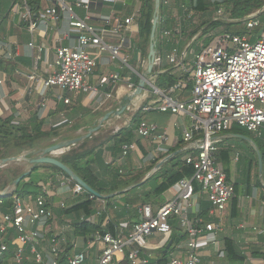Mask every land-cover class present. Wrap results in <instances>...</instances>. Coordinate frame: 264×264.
<instances>
[{
	"label": "built area",
	"instance_id": "1",
	"mask_svg": "<svg viewBox=\"0 0 264 264\" xmlns=\"http://www.w3.org/2000/svg\"><path fill=\"white\" fill-rule=\"evenodd\" d=\"M19 1L22 20L31 37L40 24L57 23L64 13L70 16L69 27L77 34L73 45H63L61 38L56 40L55 69L49 75L39 74L37 63L22 73L29 84V92L37 86L41 92L55 88L58 100L68 103L69 99L64 98L63 93L76 91L89 96L96 108L134 94L137 86L134 77L139 79V68L144 66V59L140 52V64L135 68L128 62L129 54L122 53V49L137 50L133 36L138 32L140 2L128 16L92 22L88 16L77 18L73 13V5L88 10L90 0H78L74 4L68 0H43L44 5L39 6L35 14L30 9L29 0ZM211 1L220 2L212 21H236L227 16L222 0ZM182 8L174 27L160 30L164 37L179 39L182 19L193 13L186 6ZM263 10L258 9L239 19L248 32H224L214 43L194 53L190 67L186 66V55L184 57L176 47L164 56L158 53L155 57V71H165L161 66L166 57L168 63L179 67L187 77L186 81L192 84L188 96L182 98L184 80L175 85L169 95L151 86L155 84L156 78H153L143 92V99L133 109L169 113L174 118H188L190 122L188 126L184 125L181 139L186 152L183 161L193 166L194 173L173 185L175 196L172 200L156 206L151 203L137 205L136 221L121 222L115 225L114 232L96 230L83 239V247L78 248L79 238L73 234L74 222H95V217L105 212L100 222L105 228L112 220L109 211L104 205L88 216L83 212L70 217L58 215V210L63 211L74 203L66 204L63 192H59L65 186H69L72 200L97 197L60 173L39 179V192L14 195L10 208L3 210L0 199V256L5 259V264H156L144 258L142 252L156 233L163 235L159 247L167 244L173 234L170 224L173 219L186 238L181 253L167 258L166 264H201L199 251L217 243L216 234L221 230V224L220 220L197 217L199 208L194 198L197 194L204 195L209 202L208 214L218 218L234 196V185L216 158L222 135L230 132L233 126L247 131H264V20L260 18ZM113 39L117 42H112ZM29 46L34 47L32 41ZM9 50L10 55L11 47ZM102 57L113 63L115 69L97 74L95 69ZM149 88L153 93L151 98L147 94ZM135 134L151 141L163 153H170L171 135L157 123L141 119ZM137 150L135 142L121 145L122 157ZM194 183L200 187L198 192L194 190ZM13 191L14 187H6L0 192L12 194ZM97 245L99 253L94 251Z\"/></svg>",
	"mask_w": 264,
	"mask_h": 264
},
{
	"label": "crops",
	"instance_id": "2",
	"mask_svg": "<svg viewBox=\"0 0 264 264\" xmlns=\"http://www.w3.org/2000/svg\"><path fill=\"white\" fill-rule=\"evenodd\" d=\"M7 1L8 0H3L4 4H6ZM75 1L78 0H68L70 4H74ZM20 3V1H17L8 10L4 9L0 12V116L3 118L11 117L15 120V122H26L33 115L37 114L44 120L43 129L48 130L50 127L59 125L68 119L67 114L69 112V107L79 105L83 108H88L91 103L90 98L89 96L87 97L81 93L70 95L65 92L63 93L64 98L69 99V102L65 103L63 100H58V90L55 88L41 92L37 86L32 92H29V84L26 78L23 77L22 73L27 72L31 69L33 64L37 63L36 66L38 73L43 76L49 75L55 69L54 50L56 47V40L61 38V43L63 45H73L76 43L77 34L75 30L69 27L68 22L70 16L68 13H64L57 23H49L46 25L40 24L34 35L31 37L26 30L25 22L22 20L23 12ZM138 4V0H90L88 10L83 7L73 5V13L77 18H84L88 16L92 22H100L104 18L114 20L128 16L133 13ZM43 5V0H39V6ZM166 12V14H168L170 18H173V20L178 19L179 14L175 5L174 7L168 6L166 8ZM160 39L164 41L162 51H159V53H162L163 56L166 55L173 47H176L179 50V53H184L187 45L190 46L191 42L194 40L193 39L191 42V39L185 41V37L183 36H181L180 39H176L175 37L166 38L161 34V31L159 35V40ZM31 41L34 44L33 48L29 46ZM182 43L185 44L182 45ZM189 46L186 51V56ZM9 47L12 49L10 55ZM194 53L196 52H192V55H189L188 59L185 61L187 62L190 60L191 62ZM161 68L165 71L180 70L179 67L174 64L168 63L166 57L163 59ZM114 69L115 65L113 63H109L105 57H102L98 64L97 74L105 73ZM182 75L183 73L180 70V76ZM151 96L152 95H150L149 98H151ZM186 96H188L187 93H181L180 95L182 98ZM124 97L125 96H122L118 102L124 100ZM113 103H116V101H113ZM113 106L114 105L110 103L100 108H96L95 106L91 109L92 111H101L94 122L99 120V118L105 113L110 110H114L116 107ZM88 109H90V107ZM80 117L81 116L78 114L70 116L68 123H71L74 120L77 121V118L79 119ZM117 119L119 118L112 119L113 121L111 119L108 120L116 122ZM144 119L149 122L157 123L161 128H165L169 132L171 135V144L168 147L170 152L173 149L176 151L181 150L183 144L181 133L184 125L188 126L190 123L188 118H174L170 114L152 111L148 112L144 116ZM173 122H176L175 126L173 125ZM85 126L87 125L80 127L78 130ZM119 126L117 128H119ZM117 128L109 131V128L102 130L101 127V129L93 136L96 137L98 135H102L104 132H108L107 136H109ZM78 130L74 132L72 131L71 135L76 134ZM233 134L240 133L226 132L222 135V141L220 143H222L221 145L224 149L230 148L231 150L229 180L235 185L234 196L220 217L216 218L215 216H210L208 212L206 214V220L216 222H218L217 220H220L221 230L216 234V244L207 245L199 251L201 264H264V165L261 173L259 172V169L255 171V168H253L251 172L250 184H247V179L244 176L246 163H241L240 154L238 152L234 153L231 149V146H235L234 142L230 140L236 137ZM136 137L139 139L138 143L135 142L138 147L136 152H133L126 157H122L121 151L117 155H112L108 149H104L102 158L106 164H111L113 167L118 168L119 172H136L137 169H141L140 171H142L148 168L152 161L158 159L152 168L145 171L141 179L138 181L141 182L151 172L154 166L167 156V154L160 151L151 141L143 139L138 135H136ZM4 167L5 166H3V168ZM14 167L15 169L12 168L7 170H9L12 174H19L25 172L29 168L28 164L24 163H20V166H17V168L16 166ZM1 168L2 167H0V169ZM2 171L3 170H0V174ZM37 172L39 174H44L45 169L41 168ZM258 176L260 177L259 180H257ZM169 190L171 191L172 196H165V193L168 192L167 190L162 195L152 197L149 203L156 206L164 201L172 200L175 196V189L174 187H171ZM115 197V203L117 202L118 204L120 201L118 199L119 195ZM96 200V210H101L105 205L106 209L110 213L111 219L114 218V220L117 221L116 225L121 222H134L135 215L138 219L135 209L137 205L134 208L135 212L134 210L125 212L121 217L115 218L116 215L113 216V212L118 209L116 204H114L115 207L113 206V208H107V205L104 202L105 199L97 198ZM194 201L197 204L199 211L204 205H209V202L204 195L197 194ZM103 214L105 215V212L99 216L97 215L94 219L95 222L93 223H100L103 219L102 217L100 220V217ZM201 218L203 219V217ZM177 226L182 233L178 222ZM176 233L177 232L174 234ZM225 240L231 241L234 248V254L237 256L235 260L228 258ZM82 241L83 239H79L78 248L83 247ZM149 243H151V240ZM184 243L185 238H182L181 240L179 238V242L175 243L173 248L181 250L182 247H184ZM94 251L99 253L98 245ZM220 252H222L223 255H221ZM142 256L154 263V259L159 257H154L152 253L146 249L142 252Z\"/></svg>",
	"mask_w": 264,
	"mask_h": 264
},
{
	"label": "trees",
	"instance_id": "3",
	"mask_svg": "<svg viewBox=\"0 0 264 264\" xmlns=\"http://www.w3.org/2000/svg\"><path fill=\"white\" fill-rule=\"evenodd\" d=\"M19 0H8L4 4L3 0H0V12L4 9L8 10L12 5H14ZM141 3L140 16L138 20V32L133 36L134 45L140 50L141 55L144 57L149 41L151 19L153 12V0H138ZM166 0H162L161 9V22L160 30L171 29L174 27L175 20L166 15ZM30 9L33 14L36 13L39 8V0H29L28 1ZM220 2H213L211 0H174V5L178 10V14L181 15L183 12L182 6H186L188 11L193 12L192 16L185 17L181 21L180 36L185 37V41L190 40L200 29V33L194 38L189 46V50L186 56L188 59L190 54V49L193 47L196 53L205 48L206 46L214 43L216 38L224 33L230 32L232 34H243L245 33V26L239 19L243 18L246 14L254 12L264 6V0H222L221 3L225 6L226 12L229 18L236 19L234 22L225 21H212V15ZM199 16V21L194 18ZM261 20H264V10L260 13ZM221 28L214 34L211 31ZM180 42V41H179ZM186 43V42H185ZM184 43V44H185ZM164 41L162 39L158 42V49L161 52L163 48ZM182 43V45H184ZM97 68L95 73H97ZM186 76H180V70H167L160 73L155 79V86L163 91L165 94L171 95L173 93L172 88L175 85L182 83L181 93L189 94L192 87L191 81H186ZM135 83H138V78L134 77ZM68 119L59 125L52 126L48 130H44V120L40 118L37 114L33 115L26 122H15L11 117H1L0 116V158L17 156L24 152H30L34 149H39L48 144L53 143L54 139L61 137V130L65 127L66 131L74 132L84 125H89L97 118L101 111H92L88 108H83L79 105H73L68 108ZM152 112V111H151ZM148 112H143L141 108L135 110L132 115H130L128 121L123 122L119 128H117L112 134L105 138L101 136L91 137L84 140L78 146L71 148L69 151L65 152L60 156V160L71 168L81 179H83L88 185L93 189L98 191L100 194H108L115 191H120L133 183H137L145 170H149L158 161V159L152 161L151 165L146 168L143 174L140 176L141 171L136 172H119V169L113 167L111 164H106L103 160V150L108 149L112 155H117L121 151V145L130 142H139L136 137L135 128L141 119ZM80 115L81 117L75 122H69V117L74 115ZM169 114V113H166ZM87 118V119H85ZM93 120V121H92ZM230 132L247 134V130L238 126H233ZM100 137V138H99ZM61 139H64L62 137ZM60 139V140H61ZM258 146L262 162L264 165V141L257 142L254 141ZM220 143L217 150V162L221 164L223 171L225 172L227 179H229V163H230V148L224 149ZM250 162L244 169V176L247 179V184H250L251 172L257 164L256 153L250 146ZM176 150H171L170 153ZM186 152H178L168 161H166L163 166L152 174L145 182L136 186L126 192L119 195V202L115 203L116 197L105 199L104 202L107 208H113L114 204L118 206V209L113 212L115 218H119L125 212L133 211L136 205H141L149 203L152 197H157L162 195L164 192L169 190L176 184L179 180L183 178H190L194 173V168L191 164H187L183 161V157ZM45 169L44 174H39L37 171L39 169ZM55 173H60L66 177V175L61 169L54 165H36L31 173L24 178H22L18 184L14 187V191L10 195L2 196L1 208H10L12 206L14 195H35L39 192V186L37 181L39 179H45L47 177H52ZM19 174H12L9 170L5 169L1 172L0 176L3 177L0 183V191L4 189L8 184H13V181L20 176ZM0 177V178H1ZM234 185V184H233ZM149 188V189H147ZM200 189L197 183H194V190L198 192ZM235 191V185H234ZM88 194H86L87 196ZM97 199V198H96ZM96 199H78L76 202L68 206L63 211L58 210L56 213L58 215L63 214L65 216L77 215L80 212L85 213L87 216L91 215L96 210ZM136 209V208H135ZM209 210V205H204L197 217H203L206 220V214ZM135 212V210H134ZM104 214L100 217V220ZM136 221L137 217L134 216ZM116 220L112 218L111 222L102 228L99 222H74L73 234L76 238L87 239L96 230H101L105 232L109 230L114 232ZM171 227L173 233L180 238H186L184 233H181L178 229L177 222L173 219L171 222ZM175 246V243L163 253L165 246L159 253V257L154 259L156 264H166L167 253ZM225 247L227 251V256L229 259L235 260L237 256L234 254V248L229 240H225ZM0 264H5V259L0 256ZM122 264H127L124 262Z\"/></svg>",
	"mask_w": 264,
	"mask_h": 264
},
{
	"label": "water",
	"instance_id": "4",
	"mask_svg": "<svg viewBox=\"0 0 264 264\" xmlns=\"http://www.w3.org/2000/svg\"><path fill=\"white\" fill-rule=\"evenodd\" d=\"M161 9H162V0H153V12H152V19H151L150 35H149L148 47L145 53L146 60H145L142 72L140 73L137 86L134 90L133 98L130 99L121 110H118L119 105L116 106L114 110H110L109 112L105 113L103 116L99 118V120H97L96 122H92L91 124L78 130L76 134L74 135L58 140L57 142L48 144L38 150L26 152V153H23L17 156L0 158V167L7 165L8 162H23V163L28 164L29 166V168L25 172H23L20 176H18L13 181V187H15L22 178L29 175L36 165L48 164V165H54L58 167L59 169H61L66 175H68V177H70L74 182L81 185L88 193L100 199H108V198H112L117 195H120L121 193L126 192L136 186H139L143 181H145L148 177H150L171 157H173L178 152H183V148H181L180 151H175L165 156L162 160H160L154 166L151 172L141 182L132 184L120 191L111 192L108 194H100L98 191L93 189L83 179H81L71 168L65 165L58 156L59 154L69 151L72 147L78 146L84 140L91 138L101 129L102 124L108 119L122 118L126 112L132 111L131 109L132 106L138 100H141L143 97V92H144V89L146 88L145 81H144L145 74L156 78L161 73V72L155 71V57L159 53L158 42H159V35H160ZM261 9L263 10L264 6ZM240 20H242V18ZM198 33L199 31L191 38L190 42L197 36ZM188 46L189 45H187L185 49L184 57L186 55ZM151 86L155 87V84L152 83ZM125 98L126 97H124V100ZM233 135L236 137L245 139L253 147L256 153V157H257L258 169H259V172L261 173L262 167H263L262 156L254 140L244 134H233ZM9 194L0 192V197L6 196ZM178 242H179V238L176 237V234L173 233L171 236V239L165 245L163 253H166V251L172 246L173 243H178Z\"/></svg>",
	"mask_w": 264,
	"mask_h": 264
},
{
	"label": "rangeland",
	"instance_id": "5",
	"mask_svg": "<svg viewBox=\"0 0 264 264\" xmlns=\"http://www.w3.org/2000/svg\"><path fill=\"white\" fill-rule=\"evenodd\" d=\"M167 2H168L167 5H165L166 8H167L168 6H169V7H170V6L174 7V0H168ZM166 13H167V12H166ZM250 13H252V12H250ZM250 13H248V14H250ZM248 14H246V15H248ZM166 15H168V14H166ZM227 16H228V13H227ZM169 17H170V16H169ZM228 17H229V16H228ZM194 19H195L196 21H199V16H196ZM220 30H221V28H217L216 30L211 31V34H214V33H216L217 31H220ZM245 30H246V28H245ZM200 31H201V29L199 30V33H200ZM245 32H248V31H245ZM254 32H257V30H254ZM111 41H112V42H117L116 39H113V40H111ZM214 42H215V41H214ZM190 50H191V52H190L189 55H192V52H196V51L194 50L193 47H192ZM122 53H124V54H129L128 62H129L130 65H132V66L135 67V68H138V67H139L140 60H141V56H140V50H139L138 48H137V50H128V49L124 48V49H122ZM143 59H144V63H145L146 55L143 57ZM186 66H188V67L191 66V62H190V60H188V61L186 62ZM139 69H140V72H142L143 67L140 66ZM124 71H126V70H124ZM181 72H182V71H181ZM183 74H184V72H183ZM184 75H185V74H184ZM153 78H154V77H151V76L149 75V80H150L151 82H152V79H153ZM92 82H93V81H92ZM151 90H152V89H151ZM151 90L149 89V91H148V93H147L148 95L153 94V93H151ZM66 93L71 95V94H79L80 92H76V91L68 92V91H67ZM130 94H131V93H130ZM130 94H127V95H130ZM175 95H176V94H175ZM119 100H120V99H119ZM119 100H117L116 103H113V102L111 101V102H109L108 104L111 103L112 105H114L113 107H116L117 105H120V103L122 102V100H121L120 102H118ZM108 104H107V105H108ZM89 107H90V109H93V108L95 107V105L92 103V101H91V103L89 104ZM89 107H88V108H89ZM133 112H134V110L126 112L125 115H124L122 118L117 119L115 125L112 126V127L109 128V129L113 130V129L117 128L119 125H121L122 122L128 121L130 115H132ZM85 119H87V118H85ZM77 120H78V118H77ZM74 121H75V120H74ZM74 121H73V122H74ZM238 127H239V126H238ZM241 128H242V127H241ZM102 130H103V129H102ZM111 130H109V131H111ZM246 133H247L246 136L250 137V138L253 139L254 141L262 142V143H263V141H264V131H263V129H259V130L256 131V132H254V131H247ZM71 134H72V132L66 131V129L64 128V129L61 130V137H59V138H57V139H54L52 142H57V141L60 140L62 137L67 138V137L71 136ZM107 134H108V132H104L102 135H98V136H101V138H103V137H106ZM240 134H241V133H240ZM244 135H245V134H244ZM99 138H100V137H99ZM230 140L233 141L234 144H235V146H231V149L234 151V153L238 152V153L240 154V157H241V163H246V167H247L248 163L250 162V159H249V158H250V157H249V155H250V153H249V152H250L249 147L251 146L250 143H249L248 141H246L245 139H243V138H239V137H235V138H232V139H230ZM251 147H252V146H251ZM72 148H74V147H72ZM252 148H253V147H252ZM253 150H254V149H253ZM24 153H26V152H24ZM22 154H23V153H22ZM58 156H59V158H60L61 155H58ZM256 159H257V157H256ZM20 163H23V162H10V163H8L7 166H5L4 168L2 167L0 170L12 169V168L15 169L14 166H16V168H17V166H20ZM24 164H26V163H24ZM136 166H137V165H136ZM18 168H19V167H18ZM254 168H255V171L258 169V162H257V164H256V166H255ZM137 170L140 171L141 169H140V170L137 169ZM137 170H136V171H137ZM145 171H146V170H145ZM143 173H144V171L142 170V171L140 172V176H141V174H143ZM0 177H1V176H0ZM2 178H3V177L0 178V183H1ZM259 179H260V177L258 176L257 180H259ZM6 187L13 188V184H8V185L5 186L4 188H6ZM0 188H1V187H0ZM68 188H69V186H65V187L59 189V192H63V193H62V197H63L64 201L66 202V204H71V203L75 202L76 200H72V199H70V196H69V195H71V194L69 193ZM165 196H166V197H168V196H172L171 191L168 190V192L165 193ZM162 237H163V235H162V234H159V233H156V234H154L152 237H150L151 243L148 244L146 250H149L150 253H152V255H153L154 257H158L160 251L162 250V247H159V245H158L159 242H160V240H162ZM178 254H180V250H179L178 248H172V249L167 253V258H169L170 256H176V255H178Z\"/></svg>",
	"mask_w": 264,
	"mask_h": 264
},
{
	"label": "bare ground",
	"instance_id": "6",
	"mask_svg": "<svg viewBox=\"0 0 264 264\" xmlns=\"http://www.w3.org/2000/svg\"><path fill=\"white\" fill-rule=\"evenodd\" d=\"M144 81H145V85L146 86H148V85H150L152 82L149 80V75H147V74H145V77H144ZM147 88V87H146ZM145 88V89H146ZM144 89V90H145ZM150 89V88H149ZM146 91V90H145ZM133 96H134V94H130V95H125V100H122V102L120 103V105H119V107H118V110H121L126 104H127V102L130 100V99H132L133 98ZM139 103H140V100H138L133 106H132V110L133 109H135L138 105H139ZM95 120V119H94ZM112 120V119H111ZM93 121V120H92ZM113 121V120H112ZM94 122V121H93ZM115 123L116 122H111V121H106L104 124H103V126H102V129L103 130H106V129H108V128H110V127H112L113 125H115ZM111 130V129H110ZM8 163H10V162H8ZM7 163V164H8Z\"/></svg>",
	"mask_w": 264,
	"mask_h": 264
}]
</instances>
